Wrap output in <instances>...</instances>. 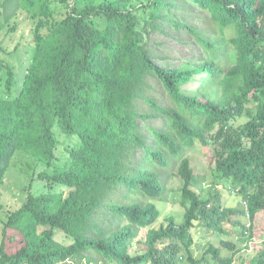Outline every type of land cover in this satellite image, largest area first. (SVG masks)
Listing matches in <instances>:
<instances>
[{"label":"trees","instance_id":"obj_1","mask_svg":"<svg viewBox=\"0 0 264 264\" xmlns=\"http://www.w3.org/2000/svg\"><path fill=\"white\" fill-rule=\"evenodd\" d=\"M197 8L217 36L177 14ZM18 14L31 21L32 59L15 97L8 65L10 96L0 97V199L19 150L46 167L37 177L48 192L34 193L32 181L20 207L0 203V264H264V234L255 237L264 214V0H0V52L12 51L2 35L17 30ZM165 23L188 30L206 54L159 64L147 37ZM152 80L169 104L148 95ZM62 136L75 142L59 156ZM197 142L212 147V183L231 182L238 209L223 204L220 188L203 195L187 155ZM174 173L183 221L169 215L155 226V200ZM103 209L112 219H101ZM199 228L224 239L196 253L189 238Z\"/></svg>","mask_w":264,"mask_h":264},{"label":"rangeland","instance_id":"obj_2","mask_svg":"<svg viewBox=\"0 0 264 264\" xmlns=\"http://www.w3.org/2000/svg\"><path fill=\"white\" fill-rule=\"evenodd\" d=\"M142 2L144 0H137ZM146 1V0H145ZM62 12H65L63 10ZM177 14L186 20L188 24L195 26L202 30L206 35L217 36L216 28L210 23L209 15L201 11L199 8L187 13V12H177ZM13 21L17 24V30L8 33L7 35H2V40L5 44L9 46V53L0 52V97L10 96L7 92L6 79L8 77V65L16 72L15 77V87L13 90L12 97H15L19 94L25 74L27 73L28 67L32 59V48L29 46V42L32 41L31 35V21L28 16L18 14ZM165 27L153 31L150 36L147 37L149 45L154 52L155 59L159 64H163L168 67H175L180 65L181 62L190 58L202 57L206 54L203 49V45L197 43L195 38L190 32L186 29L174 28L170 23H165ZM4 31L3 34H5ZM212 33V34H210ZM16 47V48H15ZM229 50L230 48L227 47ZM153 87L157 88L156 92L154 90H147L148 95L156 98L157 101L169 104L170 99L168 95L163 93V88L156 81H151ZM139 106L142 111L148 109L149 105L143 101H139ZM251 108V107H250ZM252 109V108H251ZM253 110H248L245 114L244 120L249 118L253 114ZM158 124H161L160 122ZM62 144L59 147L58 155L62 156L66 153V147L73 145L75 138L67 141L64 136L61 138ZM192 158L193 166L197 167L196 181L198 185L203 186L205 191L203 195L209 191L208 189L220 188L222 192V202L223 204H230V207L238 209L239 198L237 195L230 196L232 191L231 182H227L224 179L217 180L216 184L212 183L210 178V162L212 159V147L203 146L201 143L197 142L195 147L187 152ZM46 167L39 163V160L33 154H30L26 151L19 150L16 152L11 166L8 169L5 176V183L3 185V195L0 199V203L3 204L5 210L17 209L28 197V187L33 181L32 191L36 194H42L48 192V187L46 183L38 179L37 175L44 171ZM176 170L173 169L172 173ZM33 178H35L33 180ZM163 186L165 188L163 193V199L155 200L156 204L159 206L162 211V217L160 222L155 226H159L161 223L166 222V217L173 215L176 217L177 223H181L184 218L185 208L181 204L182 196V187L183 181L174 173L170 175L166 180H163ZM123 195V189H120L115 194H113V199L116 200ZM104 215L101 216V219L107 217L108 220L112 219V212L103 209ZM238 213L233 214L232 218H237ZM1 218V217H0ZM3 227L4 223L0 219V243L3 238ZM230 228V226H226ZM147 230L142 229L140 231L139 239L135 243V248L137 251L144 250L142 244L144 236L146 235ZM264 234V214L261 216L257 223L256 230V239L260 238ZM56 238L65 244L71 243V239L68 238L64 233L57 232ZM194 239V240H193ZM220 239H224V235L214 234L210 235L203 228L197 229L193 238H189V243H192L195 248V252L198 253V249L204 250V246L207 243L219 244ZM19 237L15 234L13 235L10 243L12 244L11 250H15L20 247ZM256 242V240L254 241ZM253 248L250 247V251ZM211 261L214 262V259L209 256ZM183 264H188L187 261Z\"/></svg>","mask_w":264,"mask_h":264}]
</instances>
